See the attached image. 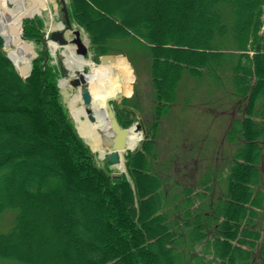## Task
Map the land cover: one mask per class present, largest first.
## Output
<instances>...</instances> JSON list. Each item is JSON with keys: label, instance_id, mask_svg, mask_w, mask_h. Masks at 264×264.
Returning a JSON list of instances; mask_svg holds the SVG:
<instances>
[{"label": "trees", "instance_id": "16d2710c", "mask_svg": "<svg viewBox=\"0 0 264 264\" xmlns=\"http://www.w3.org/2000/svg\"><path fill=\"white\" fill-rule=\"evenodd\" d=\"M4 1L22 18L34 12L28 0ZM91 1L102 15L71 0L70 18L89 34L95 62L129 39L148 54L152 137L126 156L128 178L113 179L77 135L44 47L23 79L0 38V220L14 211L0 233V264H264L262 0ZM39 22L25 21L23 37L41 43ZM185 73L228 81L236 97L225 136L235 149L226 172L212 177L221 186L209 206H194L191 189L169 190L153 167L155 131ZM122 103L114 113L127 128L139 107ZM210 177L201 183L207 192Z\"/></svg>", "mask_w": 264, "mask_h": 264}, {"label": "rangeland", "instance_id": "374dc122", "mask_svg": "<svg viewBox=\"0 0 264 264\" xmlns=\"http://www.w3.org/2000/svg\"><path fill=\"white\" fill-rule=\"evenodd\" d=\"M85 1L92 13L102 15L99 13L100 11L98 12L97 9L90 5L92 4L90 3L91 0ZM41 2L43 6L36 12H40V14L34 15L26 20L31 21L36 27L38 26L39 21L43 24V27L39 31L41 43L36 39L24 38V24L21 27L22 40L33 44L37 56L38 53L42 51L44 44L47 48V42L45 41L47 34L56 31L61 24V20L55 19L56 17H60L59 0H41ZM65 2L68 8L69 19H71V0H65ZM28 3H26V5ZM32 4L33 3L31 2L30 6ZM261 6L262 16L260 24L262 28L258 35L264 34V0H262ZM20 19L21 18H19V20ZM71 20L72 29L65 31L66 38L69 41L74 40L75 36L72 31L79 32L80 40L87 48V55L83 58L93 63L96 67H103V65L98 63L99 57L97 63L92 60L91 40L89 34L82 26L76 23L74 19ZM115 45H117L123 53L120 52L113 56L116 58H124L128 62L129 67L132 70L133 81L131 84L132 94L113 103L112 106L113 110L114 105L117 109H120L124 100L138 104L139 111L136 112V120L127 128H132L136 125L140 128L139 132L141 134V140L137 144L139 147L146 138L152 137V130L150 127L153 121L155 99L151 88L150 60L145 49L140 44H135L131 39H129L128 43L116 41ZM66 47L72 48L74 50V55L79 56L76 53L77 48L75 44L71 43ZM66 47H58L55 52H53L50 47L47 48L49 53L48 66L55 73L56 83L58 82L61 85L64 81L66 83H64L65 86H61L60 100L73 124V127L75 128V131L78 132V123H76L69 107L72 98L75 95H78V90H74L68 83V80L71 79L72 75H77V70L72 72V70L67 68L65 64L63 52H66ZM180 47L184 50V47ZM4 51L6 52L5 49ZM32 61L33 60L29 61L30 71L32 68ZM110 65H114V63H111ZM83 70L85 73H90L91 67L89 65L85 66ZM80 104V102H76V107H81L82 104ZM235 104L236 97L234 96L233 89L228 81H225L224 87H219L205 77L200 78V76H197L196 74H184L177 89L175 105L172 106L171 110L160 119L158 130L155 131L153 152L156 158H153V167H155V174H162L163 178L169 179V190L191 188L195 193H202L200 192L202 190H200L201 186L199 187V182L203 180L206 175V178H209L210 176V178H212L214 173L223 174L226 172L227 162L230 160V157H232L235 147L234 145L229 144L225 137V133L229 129ZM81 121L85 122L87 120L86 118L81 117ZM100 138V150L93 152L96 165L99 168H103L104 166L107 167L111 175H119L118 177L120 179L122 176L128 178L126 171V158L121 161L117 167L106 164L104 159L105 154L101 156V151L103 150L104 153L108 152L107 145L110 143L111 137L101 131ZM87 144L89 143L87 142ZM212 179L213 180L210 182V188L212 190L204 194L207 195L205 198L197 199V197L196 199L199 201H194V205H208L209 201L216 199L218 192L220 191V185L217 182H214V178ZM262 179L264 183V157L262 161ZM221 184L224 185L223 182H221ZM176 191L179 192V189ZM183 199V197L179 198L178 204L182 203ZM13 212L14 211L12 210H8L1 217L0 233L6 232L10 228L14 215ZM6 263L16 264L13 262ZM252 264H259V262L257 260Z\"/></svg>", "mask_w": 264, "mask_h": 264}, {"label": "bare ground", "instance_id": "6f19581e", "mask_svg": "<svg viewBox=\"0 0 264 264\" xmlns=\"http://www.w3.org/2000/svg\"><path fill=\"white\" fill-rule=\"evenodd\" d=\"M19 18H22L21 11H12L4 0H0V35L4 39V48L6 52L17 67L21 65H29V62L25 60L21 50L18 47H12V40L14 37L11 33V28L18 27L20 21ZM59 27H61V25H59ZM49 45L53 51L56 50L57 47L55 44L49 43ZM63 56L67 68L72 71L77 70L84 74L83 69L85 66L89 65L91 67V72L85 76L89 83L90 93L92 95L90 110L96 117V122L89 123L88 121H81V117H86L88 112L86 108L82 106L76 107V102L81 103L78 95H75L72 98L69 107L76 123H78L77 128L80 136L90 144L93 150H100L101 131L108 134V136L111 135L106 119V112L104 111V101L107 97H112L116 94H121L123 96H129L132 94V70L129 67L128 62L121 57L117 58L114 65L108 64L103 67H96L91 62L85 60V58L74 55V50L70 47L66 48V52H63ZM140 140L141 134L137 133L134 128H132L126 139L127 147L129 149L135 148ZM103 154L104 151L102 150L101 156H103Z\"/></svg>", "mask_w": 264, "mask_h": 264}, {"label": "water", "instance_id": "95a60500", "mask_svg": "<svg viewBox=\"0 0 264 264\" xmlns=\"http://www.w3.org/2000/svg\"><path fill=\"white\" fill-rule=\"evenodd\" d=\"M60 3L62 5L61 11L64 14L63 19L65 21V25L69 29V28H71V26H70V22L68 20L66 7L64 5L63 0H61ZM34 7H36L35 3H33L31 6L29 5L27 8V13H30L34 9ZM26 17L27 16L23 17L22 19H25ZM22 19L19 23V27H12L11 28V33L14 37L12 40V46L13 47L18 46V48L21 50V52L23 53L25 58L34 59L37 57V55L34 51L33 45L30 43L20 41L18 39L20 37L18 29L22 25ZM74 35H75L76 39L73 41V43H75L77 45V47L79 48L78 53L83 56L86 53V49L84 48V46L81 44V42L79 40V32H74ZM51 40L58 42L60 45L66 44V41L63 39V34L61 32L53 33L51 35ZM115 60L116 59L112 56H105V57L101 58V64L107 65L108 63H114ZM20 74L23 77L28 74V70L26 69L25 65L20 66ZM70 84L74 88L75 87L80 88V97H81L83 105L84 106L91 105L92 99H91V95H90V92H89L88 87H87L85 77L82 74H80L79 77L77 79H74L73 81H71ZM121 98H122L121 94H116L112 97H107L105 99V102H104V109L106 112V116L108 118V123H109V127L111 130V136H112V140L110 142V145L108 146L110 153L108 154L106 161L108 163H111V164H116L121 158L123 159V156L119 155V154L125 152L128 149L126 139L128 138L129 130L128 129H122L119 126V124L115 118L114 112L112 110V107L110 105L111 103L116 102V101L120 100ZM87 118L91 123L95 122V118L90 115V111H88V117ZM113 178H116V177H113ZM117 178H119V177H117Z\"/></svg>", "mask_w": 264, "mask_h": 264}]
</instances>
